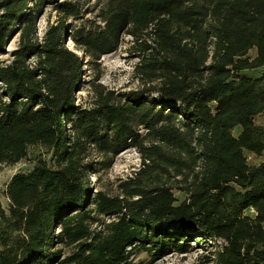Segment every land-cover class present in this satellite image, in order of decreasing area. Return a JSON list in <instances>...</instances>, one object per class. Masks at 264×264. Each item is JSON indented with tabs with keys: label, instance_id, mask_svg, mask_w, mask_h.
Segmentation results:
<instances>
[{
	"label": "trees",
	"instance_id": "1",
	"mask_svg": "<svg viewBox=\"0 0 264 264\" xmlns=\"http://www.w3.org/2000/svg\"><path fill=\"white\" fill-rule=\"evenodd\" d=\"M49 6L59 17L39 35ZM81 14L0 0V53L18 33L0 60V167L32 163L6 183L0 264H149L136 256L192 239L223 240L212 264H264V0H102L70 30ZM126 36L141 85L116 92L97 75L78 103L85 65ZM131 147L140 166L94 192L91 175Z\"/></svg>",
	"mask_w": 264,
	"mask_h": 264
},
{
	"label": "rangeland",
	"instance_id": "2",
	"mask_svg": "<svg viewBox=\"0 0 264 264\" xmlns=\"http://www.w3.org/2000/svg\"><path fill=\"white\" fill-rule=\"evenodd\" d=\"M78 1L82 7V14L79 18H68L67 22L70 30L82 25H89L95 19V13L102 0H71ZM56 11L51 7H46L39 18L38 34L41 35L49 23H54L58 19ZM126 36L119 48L111 53L101 56L98 65H85V74L80 88L77 91V102L84 105H89L92 99V86L89 82L95 76L99 75L97 82L102 83L109 89H114L116 92L128 91L135 89L141 85V81L133 72V66L137 58L128 51V40ZM9 43L6 50L0 53V60L10 61L12 59V51L17 45L18 33H15L9 38ZM68 46L74 50V42L71 38H67ZM80 53V52H79ZM250 56L255 55V50L249 52ZM260 69L246 71L249 74H258ZM257 124L264 123V113L254 117ZM240 127L234 129L237 135ZM38 149H36L37 151ZM35 151V149H34ZM140 154L134 148H128L117 154L108 169L101 168L98 173V178L94 174L91 179L94 183L93 191L105 190L107 192H115L120 179L129 176L133 170L140 166ZM250 161L256 162L258 158L252 156ZM32 163L28 160H21L15 164H2L0 167V204L7 209L9 199L6 196L5 189L8 180L17 172L27 171L31 168ZM179 194V193H178ZM180 195V194H179ZM105 218V217H104ZM191 247L185 253L170 252L169 254L155 258L153 260L146 253H140L136 256L138 260L149 261V264H212L207 262V257L219 246L223 240L212 239L207 242H198L190 240Z\"/></svg>",
	"mask_w": 264,
	"mask_h": 264
},
{
	"label": "built area",
	"instance_id": "3",
	"mask_svg": "<svg viewBox=\"0 0 264 264\" xmlns=\"http://www.w3.org/2000/svg\"><path fill=\"white\" fill-rule=\"evenodd\" d=\"M253 155H249V158H251Z\"/></svg>",
	"mask_w": 264,
	"mask_h": 264
},
{
	"label": "water",
	"instance_id": "4",
	"mask_svg": "<svg viewBox=\"0 0 264 264\" xmlns=\"http://www.w3.org/2000/svg\"><path fill=\"white\" fill-rule=\"evenodd\" d=\"M10 40H8L7 44L9 43Z\"/></svg>",
	"mask_w": 264,
	"mask_h": 264
}]
</instances>
